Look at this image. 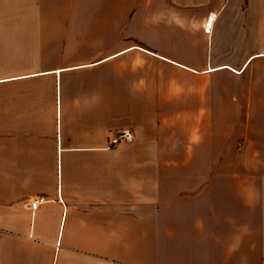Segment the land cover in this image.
<instances>
[{"label": "crops", "instance_id": "crops-1", "mask_svg": "<svg viewBox=\"0 0 264 264\" xmlns=\"http://www.w3.org/2000/svg\"><path fill=\"white\" fill-rule=\"evenodd\" d=\"M19 3L0 264H264V0Z\"/></svg>", "mask_w": 264, "mask_h": 264}, {"label": "rangeland", "instance_id": "rangeland-1", "mask_svg": "<svg viewBox=\"0 0 264 264\" xmlns=\"http://www.w3.org/2000/svg\"><path fill=\"white\" fill-rule=\"evenodd\" d=\"M19 4V0H0V25L26 26L33 24L26 17L20 18L24 11L20 12Z\"/></svg>", "mask_w": 264, "mask_h": 264}, {"label": "built area", "instance_id": "built-area-1", "mask_svg": "<svg viewBox=\"0 0 264 264\" xmlns=\"http://www.w3.org/2000/svg\"><path fill=\"white\" fill-rule=\"evenodd\" d=\"M133 137V132L130 129H124L122 131H119L115 134H113L110 137V143L111 144H119L120 142H127L130 141ZM45 201V197L42 195H37L35 198H33L29 203L28 207L30 209L34 210L36 207Z\"/></svg>", "mask_w": 264, "mask_h": 264}]
</instances>
